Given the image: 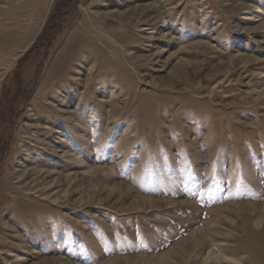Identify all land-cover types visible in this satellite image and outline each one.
I'll return each mask as SVG.
<instances>
[{"label": "rangeland", "instance_id": "374dc122", "mask_svg": "<svg viewBox=\"0 0 264 264\" xmlns=\"http://www.w3.org/2000/svg\"><path fill=\"white\" fill-rule=\"evenodd\" d=\"M0 264H264V0H0Z\"/></svg>", "mask_w": 264, "mask_h": 264}, {"label": "bare ground", "instance_id": "6f19581e", "mask_svg": "<svg viewBox=\"0 0 264 264\" xmlns=\"http://www.w3.org/2000/svg\"><path fill=\"white\" fill-rule=\"evenodd\" d=\"M119 186V188L122 190V189H125V187H123V185H118ZM127 191H129V190H127ZM143 203L144 204H149V203H154V201H153V199L151 200V199H147V198H144V201H143ZM138 204H140V203H138Z\"/></svg>", "mask_w": 264, "mask_h": 264}]
</instances>
